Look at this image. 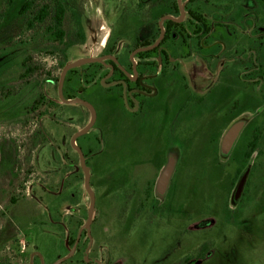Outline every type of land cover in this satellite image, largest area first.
<instances>
[{
    "label": "rangeland",
    "instance_id": "374dc122",
    "mask_svg": "<svg viewBox=\"0 0 264 264\" xmlns=\"http://www.w3.org/2000/svg\"><path fill=\"white\" fill-rule=\"evenodd\" d=\"M24 1L0 0V172L9 190L22 185L24 198L11 205L9 191L7 213L0 211V264L37 263L34 250L52 264L74 253L71 241L86 224L91 203L72 137L92 114L60 99L61 61L99 56L110 36L111 50L126 54L136 46V36L158 37L164 12L151 19L148 7L139 10V3L149 1L132 0L135 21L127 26L118 23L121 11L105 16L101 0H84L86 39L65 57L49 53L53 41L45 31L51 17L27 28L33 12L50 0H34V9L22 16ZM195 2L206 18L222 22L211 35L202 34L209 47L201 50L209 60L193 45L181 47L174 31L167 48L176 59L168 63L167 88L143 117L98 83L106 71L95 64L66 75L64 97H82L97 112L95 125L77 144L96 195L93 254L103 264L118 258L123 264H180L192 256H199V264H264V0ZM71 25L67 15L66 27ZM186 28L189 36L192 27L186 23ZM28 55L40 69L23 78ZM255 59L262 61L261 70L254 69ZM40 95L45 103L31 110ZM238 122L244 126L225 154L224 136ZM254 133L259 139L247 158ZM170 153L177 165L167 195L160 198L155 183ZM71 219L78 224L73 233L62 228ZM87 244L84 235L75 264H83Z\"/></svg>",
    "mask_w": 264,
    "mask_h": 264
},
{
    "label": "flooded vegetation",
    "instance_id": "af4514ba",
    "mask_svg": "<svg viewBox=\"0 0 264 264\" xmlns=\"http://www.w3.org/2000/svg\"><path fill=\"white\" fill-rule=\"evenodd\" d=\"M148 1L149 3L146 5L139 3V8H140L139 10H143L144 8L148 7L150 16H152L151 19L157 18L159 14L164 12L161 16H159V19L157 21L156 29L157 31H159L158 37H156L155 40L152 41L150 45L141 46L140 43L142 42V39L136 36V38H134V41L136 42V46L128 53L120 54L118 52L114 53L111 50V47H112L111 45L115 41V39H114V36L113 38L112 36H110L109 38H106L105 40V43H104L105 50H103L101 54L97 56L101 58L102 60L94 62V63H88V64H95L96 65L95 67L98 68V70L100 71H106L103 74H101V77L98 83L104 89L108 90L109 95L118 99L124 107H125V104H127V106L129 107L130 113H132L135 116H141V117H143L146 111H148V109L150 108V102L154 98H158L163 95V91L167 88L168 78L170 77L167 71L168 59H170V62L176 59V58L172 59L169 56V51L167 48L168 42H169L168 40H166V26H167L168 20H172L175 23H177L175 31H178L177 34L180 35V38H178V42L180 43L181 47H186L189 45L194 46L195 43H199L201 47L197 49V53H199L203 57H208V60H209V55L206 53H203L201 49L202 48L207 49V47L209 46L206 45L207 42L205 39L202 38L203 40H200V41L198 40V37L201 33L199 30L201 28V30L204 31L205 29L208 28L209 32L207 33V35L209 36L211 35V33H213L214 25L222 26V22H218V21L214 22V20H210L209 18H206V16H204V14L200 10L201 7L197 4V2H195V0H190L189 2H185L183 5L181 4L180 0H148ZM67 4L70 8V11L73 9L75 10V12L78 13L80 17V22L84 28V20H83V16L85 13L84 0H81V1L80 0H67ZM101 4L103 8V13L105 14V16L106 14L108 15V13H110L111 11L115 9L121 11L118 23L128 26L132 24V21L133 22L135 21L133 19V16L135 15L134 13L135 3L134 2L132 3V0H127V1L126 0H101ZM181 8L183 9V13L181 12ZM176 13H178V15H176ZM168 16H171L175 18L176 20L171 19ZM154 23L155 22H149L148 24L152 26L154 25ZM186 23L189 26H191L193 30V32L189 34V36L184 34ZM161 26H163L165 29V36L160 41V43L153 49L138 51L139 48L149 47L155 44L159 40L161 36ZM197 31L199 32L197 33ZM177 34L175 33V35ZM187 38L191 39V41ZM151 39L152 37H149V38H145L143 41L145 40L149 41ZM188 40H189V44H188ZM256 60L257 59L253 61L254 62L253 66H254V69L257 68L258 70V68H260L262 65V61L258 60L256 62ZM177 70L178 68L176 65L172 70V74H175L177 76L178 75ZM172 154L176 155L175 153H170L169 156ZM13 175L17 177L18 174L17 172H15L13 173ZM4 177L5 176L3 175V173L0 172V211L4 210V212L7 213V207H8L7 202L8 201L11 205L16 206L19 203H22V200L24 198L22 194V191H23V188L21 187L22 185L15 184V186L13 187L14 189L11 187L12 189L10 188L9 190L8 188H6V184L3 183ZM147 187L148 186H146V188ZM156 187H157V181L155 183V189ZM146 188L143 190L142 193L146 194ZM7 193L10 194L8 201L6 200ZM134 194H136V191L134 192ZM236 195H237V191H236ZM148 196L149 195L147 194L144 195L145 197L144 200H147L146 198H148ZM76 223H77V220L74 221L73 219H71L68 221L66 225L62 224V228L66 229V227H68L69 231L72 233L71 230L72 228L75 227ZM81 226L82 224L79 227ZM94 227L95 226L93 225V222H92L90 232L88 231V229H84L81 231L80 237H79V233H80L81 228L79 229L78 234L74 241V245H73V248H74L77 242V239H79L75 249H73L74 253L72 254V250H71L67 255L63 256L62 258L68 255L69 257L59 264H75L74 256H76V254H78L79 252L78 251L79 244L84 235L88 238V244L83 251L82 257H80L81 262L83 264H103L99 260V258L95 257L93 254L94 253L93 251L94 242H93L92 235L94 236ZM89 233L91 236L89 235ZM33 253L35 254V256H37V263H34V264H42V262L43 264H45L44 256H42L39 251L34 250ZM80 254H81V250H80ZM62 258L57 259L52 264H56ZM199 260H200L199 256L198 257L197 256L187 257L180 264H199L200 262ZM121 261H122L121 258H118V260H115V262H111V263L109 262L107 264H123L121 263Z\"/></svg>",
    "mask_w": 264,
    "mask_h": 264
},
{
    "label": "trees",
    "instance_id": "16d2710c",
    "mask_svg": "<svg viewBox=\"0 0 264 264\" xmlns=\"http://www.w3.org/2000/svg\"><path fill=\"white\" fill-rule=\"evenodd\" d=\"M34 7H35L34 0H25L20 9V14L24 16L30 10L32 11ZM67 15H69L70 24H72L68 28L66 27ZM48 17H51L52 22L51 24L47 26L45 34L48 36L49 39H51V41H53L52 45L50 46L51 49L49 53L55 54L60 51L61 54L66 57V52L70 47L76 44H83L85 42L86 33L80 22V17L78 13L75 12V10L72 9L70 11V8L67 4V0H50L46 4L40 5L38 9L35 12H33L29 20L27 21L28 30H31L32 28H34L37 23L40 24V23L45 22ZM176 26H177V23H175L172 20H168L167 26H166V40L170 41L175 36L174 31L176 30ZM199 31L201 32L198 37V40L200 41L204 37V35L202 34L205 33L207 35L209 30L207 28L204 31H202L200 28ZM199 31H197V33ZM155 38L156 37L152 38L149 41L148 40L142 41L140 44L141 46H148L151 44L152 41L155 40ZM187 47L188 46H186L185 48ZM194 47L195 49H199L201 46L199 43H195ZM188 54L189 53H186L187 56H189ZM32 61L33 60H32L31 55H28L24 58L22 62V67H24V72L22 73L23 78L29 77L30 75L32 76L37 71H39L40 67L36 64H33ZM169 62H170V59H168V63ZM66 63H67V59H65L64 61H61V66L64 68ZM89 76L92 81V78L95 76V73H92ZM59 79L60 77L56 78L57 83H59ZM68 98H72V97L68 96ZM198 100L200 102H203L204 98L201 97ZM45 101H46V98L43 95H40L39 98L31 106V110L33 111L37 110L43 103H45ZM258 139H259V134L254 133L253 139L248 142V150L244 152L247 158L251 157L257 145ZM77 227H78V224L76 223L75 227L72 228L71 230L72 233L75 231V228ZM74 241L75 239H72L71 241L72 244Z\"/></svg>",
    "mask_w": 264,
    "mask_h": 264
},
{
    "label": "water",
    "instance_id": "95a60500",
    "mask_svg": "<svg viewBox=\"0 0 264 264\" xmlns=\"http://www.w3.org/2000/svg\"><path fill=\"white\" fill-rule=\"evenodd\" d=\"M181 12L183 13L182 8H181ZM168 17L176 20L175 18H173L171 16H168ZM164 36H165V29L163 26H161V36H160L159 40L155 44H153L149 47L139 48L138 51L150 50V49L155 48L160 43V41L164 38ZM100 60H102V59L99 57L90 56V57L80 58L76 61L67 63L64 66V68L62 69L60 79H59V84H58L59 96H60V99L62 100L63 103H65V104H82V105L86 106L87 108H89V110L91 111V114H92V118H91V121L89 122V124L87 126H85L82 130L76 132L72 137V146L74 147V149L79 154L81 168L84 172L85 187H86V190L88 191L90 198H91L90 207L88 209L87 222L81 228L80 233H79V237L81 235V231L84 229H88V231L90 232L91 225H92L93 218H94L95 206H96V195H95V192L93 191L92 186H91V173H90V168L87 165L86 156H85L83 150L81 149V147L77 144V139L81 135H84L87 132H89V130L95 125L96 118H97V112H96V109L92 103H90L89 101H87L81 97L65 98L64 93H63V88H64L66 75H67L69 70H71L77 66L83 65V64L94 63V62H97ZM243 126H244V122H238V123L234 124L227 131V133L224 136L223 142H222L223 153L227 154L230 152V150L232 149L234 143L236 142V140L239 136V133H240ZM176 165H177V156L172 154L169 156L168 161H167L166 165L164 166V168L162 169V171L159 175V178L157 180L156 192L160 198H164L168 193V190H169V187L171 184V180H172V177H173L175 169H176ZM245 179H246V175L243 177V179L241 180V182L238 186L237 196L240 194V192H241V190L245 184ZM89 235H90V233H89ZM78 241H79V239H77V242H76L73 249H75ZM68 257H69V255L62 258L61 260H59L56 264L61 263L62 261H64Z\"/></svg>",
    "mask_w": 264,
    "mask_h": 264
},
{
    "label": "crops",
    "instance_id": "0c3cea01",
    "mask_svg": "<svg viewBox=\"0 0 264 264\" xmlns=\"http://www.w3.org/2000/svg\"><path fill=\"white\" fill-rule=\"evenodd\" d=\"M48 256V255H47Z\"/></svg>",
    "mask_w": 264,
    "mask_h": 264
}]
</instances>
